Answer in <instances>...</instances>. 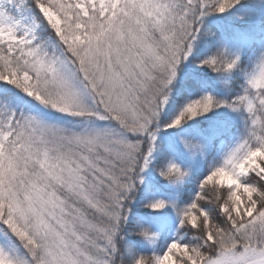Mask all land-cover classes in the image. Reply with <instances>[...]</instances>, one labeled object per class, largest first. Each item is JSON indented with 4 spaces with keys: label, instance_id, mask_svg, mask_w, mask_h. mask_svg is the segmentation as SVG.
I'll list each match as a JSON object with an SVG mask.
<instances>
[{
    "label": "snow or ice",
    "instance_id": "snow-or-ice-1",
    "mask_svg": "<svg viewBox=\"0 0 264 264\" xmlns=\"http://www.w3.org/2000/svg\"><path fill=\"white\" fill-rule=\"evenodd\" d=\"M0 264H264V0H0Z\"/></svg>",
    "mask_w": 264,
    "mask_h": 264
}]
</instances>
